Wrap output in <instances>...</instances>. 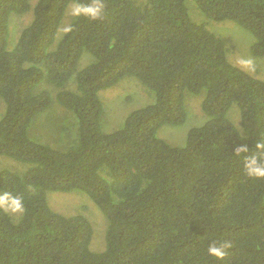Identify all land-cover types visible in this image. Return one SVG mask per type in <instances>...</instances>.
Returning a JSON list of instances; mask_svg holds the SVG:
<instances>
[{"label":"trees","instance_id":"1","mask_svg":"<svg viewBox=\"0 0 264 264\" xmlns=\"http://www.w3.org/2000/svg\"><path fill=\"white\" fill-rule=\"evenodd\" d=\"M194 1L208 19L250 32V53L264 57V0ZM69 2L37 0L9 50L10 15L29 3L0 0V155L29 164L0 168V191L25 203L17 215L0 210V264H264V178L243 169L264 139V81L229 61L224 41L190 18L185 0H103L102 19L72 17V31L49 48ZM83 51L94 58L76 72L77 91L56 93L75 116V129L59 127L70 143L38 142L33 121L51 96L36 86H61ZM125 76L154 100L103 131L98 92ZM190 97L201 99L205 120L170 144L157 130L182 124ZM232 104L239 126L227 115ZM241 144L249 151L236 155ZM73 190L104 215L103 250L89 247L88 216L47 202L48 191ZM213 242L229 245L222 260L208 256Z\"/></svg>","mask_w":264,"mask_h":264},{"label":"rangeland","instance_id":"2","mask_svg":"<svg viewBox=\"0 0 264 264\" xmlns=\"http://www.w3.org/2000/svg\"><path fill=\"white\" fill-rule=\"evenodd\" d=\"M37 0H28L29 9L23 14H11L9 19V35L7 39V49H11L21 29L27 25L32 19L33 6ZM137 3H142L143 0H135ZM63 13V17L57 28V33L53 44L49 47H53L60 36L63 34V28L69 25L72 16L70 15V9L68 5ZM185 4L188 9V14L193 21L204 22L206 27L214 32L220 39H222L227 47V57L229 61L245 70L248 74L260 78L264 81V57L253 56L250 53L249 46L252 41V35L250 32L242 28L239 24L232 20H211L208 19L198 8L194 0H185ZM91 53L83 51L77 61L75 70L72 75L61 85L56 86L48 83L43 79L36 88L39 90H47L51 96V102L48 108V113L44 116L42 112L35 117L33 124L35 126L34 133L38 142L47 143L51 146H57L60 144V148L66 147L62 143L63 138L60 136L59 127L60 124L65 121L72 124L75 129L74 121L75 116L73 112L67 110L60 105L56 99V93L60 89H67L77 91L76 86V72L83 68L86 64L93 60ZM241 60H250L252 62L251 67L244 66L240 63ZM25 66L30 63L25 62ZM36 91V89H35ZM101 99L103 112L100 117L99 126L103 131H112L118 128L125 116L133 109L144 106L153 102L154 97L152 92L142 85L135 77L125 76L115 85L102 89L98 92ZM198 95L203 96V91ZM199 97L188 98V105L186 106V119L182 124L170 125L164 124L157 130V135L165 139L168 143L173 145H181L184 143L186 133L194 126L200 125L204 122L205 116L200 107ZM188 107V108H187ZM4 111V102H0V116ZM228 117L232 119L235 126H239V109L235 104H232L227 113ZM72 121V122H71ZM66 136V135H63ZM68 136V135H67ZM60 140V141H59ZM53 146V147H54ZM28 163H24L10 157L0 155V168H8L15 172H22L28 166ZM1 190V189H0ZM0 193H3L0 191ZM47 202L51 208L64 215H73L77 213L88 216L93 223V233L91 236L89 247L92 251L103 250L105 246L104 237V225L100 220L102 219V212L95 205V203L83 192L73 190L69 192L61 191H48ZM10 214V213H9ZM11 215V214H10ZM17 215V214H14ZM104 217V215L102 214ZM105 218V217H104ZM106 220V219H105ZM104 229V230H103Z\"/></svg>","mask_w":264,"mask_h":264},{"label":"clouds","instance_id":"3","mask_svg":"<svg viewBox=\"0 0 264 264\" xmlns=\"http://www.w3.org/2000/svg\"><path fill=\"white\" fill-rule=\"evenodd\" d=\"M68 7L73 18L88 17L91 20H100L105 15L103 0H73ZM63 31L65 33L72 31V25L65 26ZM240 63L247 67L252 65L250 60H241ZM248 151L247 144H241L236 149V155ZM243 169L249 177L264 178V139L256 142L255 152L244 157ZM0 210L12 214L23 213L25 211V203L22 198L14 196L10 192L0 193ZM227 247L229 245L226 242L219 245L213 242L208 246L207 254L209 257L222 260L226 254L225 249Z\"/></svg>","mask_w":264,"mask_h":264}]
</instances>
